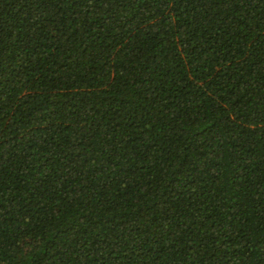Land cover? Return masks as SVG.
<instances>
[{
	"label": "trees",
	"instance_id": "obj_1",
	"mask_svg": "<svg viewBox=\"0 0 264 264\" xmlns=\"http://www.w3.org/2000/svg\"><path fill=\"white\" fill-rule=\"evenodd\" d=\"M0 264H264V0H0Z\"/></svg>",
	"mask_w": 264,
	"mask_h": 264
}]
</instances>
